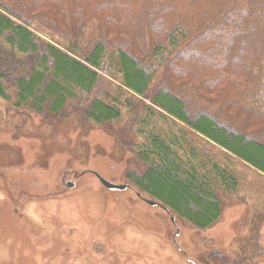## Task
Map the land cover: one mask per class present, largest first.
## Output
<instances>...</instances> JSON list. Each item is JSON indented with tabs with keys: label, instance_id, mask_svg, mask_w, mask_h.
<instances>
[{
	"label": "trees",
	"instance_id": "trees-1",
	"mask_svg": "<svg viewBox=\"0 0 264 264\" xmlns=\"http://www.w3.org/2000/svg\"><path fill=\"white\" fill-rule=\"evenodd\" d=\"M43 20L65 33L74 55L31 30ZM93 21L101 38L80 49ZM108 51L124 86L150 101L145 128L162 111L264 175V0H0V97L11 102L14 90L16 109L58 114L84 95L87 118L120 119V109L88 98ZM159 69L164 84L154 85ZM140 132L143 170L127 173L134 187L197 229L219 221L235 178L200 171L161 131ZM253 240L243 253L257 248Z\"/></svg>",
	"mask_w": 264,
	"mask_h": 264
},
{
	"label": "rangeland",
	"instance_id": "rangeland-1",
	"mask_svg": "<svg viewBox=\"0 0 264 264\" xmlns=\"http://www.w3.org/2000/svg\"><path fill=\"white\" fill-rule=\"evenodd\" d=\"M30 28L73 54L65 33L47 20ZM100 38L93 21L76 44L81 49ZM109 53L88 98L120 109L118 120L87 118L84 95L58 114L14 108V90L11 102L0 97V264H264V175L159 110L147 129L182 143L180 153L193 155L200 171H227L237 187L223 194L220 220L203 230L137 195L127 173L143 170L137 146L146 129L141 108L150 101L124 86ZM158 71L154 85L164 84ZM94 172L129 188L109 190ZM257 215H263L259 226ZM252 239L257 248L243 253Z\"/></svg>",
	"mask_w": 264,
	"mask_h": 264
},
{
	"label": "water",
	"instance_id": "water-1",
	"mask_svg": "<svg viewBox=\"0 0 264 264\" xmlns=\"http://www.w3.org/2000/svg\"><path fill=\"white\" fill-rule=\"evenodd\" d=\"M95 175L97 176L98 180L101 182V184L109 189V190H113V191H119V190H126L129 188V184L126 183H115L112 181L107 180L106 178H104L101 174H99L98 172H94ZM75 182L73 181H68L67 182V187L68 188H74L75 186ZM137 195L142 198L147 204L151 205V206H161L165 211H167L168 213H171L170 210L164 206L163 204H161L159 201H157L156 199L153 198H146L142 195L141 192H137ZM171 220L175 223V217L174 215L171 214Z\"/></svg>",
	"mask_w": 264,
	"mask_h": 264
}]
</instances>
